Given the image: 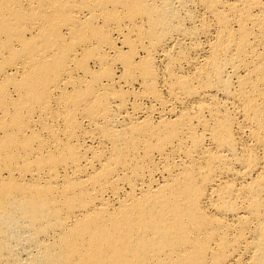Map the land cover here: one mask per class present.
Wrapping results in <instances>:
<instances>
[{
  "label": "bare ground",
  "instance_id": "obj_1",
  "mask_svg": "<svg viewBox=\"0 0 264 264\" xmlns=\"http://www.w3.org/2000/svg\"><path fill=\"white\" fill-rule=\"evenodd\" d=\"M0 264H264V0H0Z\"/></svg>",
  "mask_w": 264,
  "mask_h": 264
}]
</instances>
